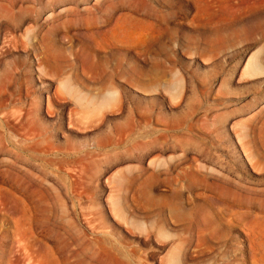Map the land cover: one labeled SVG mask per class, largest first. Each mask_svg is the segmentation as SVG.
<instances>
[{
    "label": "rangeland",
    "instance_id": "rangeland-1",
    "mask_svg": "<svg viewBox=\"0 0 264 264\" xmlns=\"http://www.w3.org/2000/svg\"><path fill=\"white\" fill-rule=\"evenodd\" d=\"M0 264H264V0H0Z\"/></svg>",
    "mask_w": 264,
    "mask_h": 264
}]
</instances>
